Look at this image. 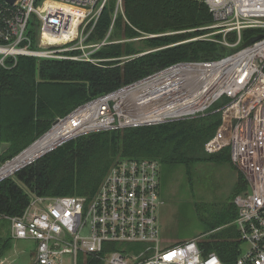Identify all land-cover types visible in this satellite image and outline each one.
I'll return each instance as SVG.
<instances>
[{"label":"built area","instance_id":"built-area-1","mask_svg":"<svg viewBox=\"0 0 264 264\" xmlns=\"http://www.w3.org/2000/svg\"><path fill=\"white\" fill-rule=\"evenodd\" d=\"M110 1L0 0V64L20 55L98 63L95 50L130 40L112 38L123 0H116L105 36L94 38ZM197 1L206 4L213 21L200 27L205 34L190 40L206 39L234 50L217 59L174 62L79 104L4 161L0 181L80 135L193 118L226 97L221 123L204 151L216 154L229 148L232 164L247 182V189L234 198L241 241L234 264H264V34L242 45L246 30L264 31V0ZM32 25L38 30L35 39L29 34ZM34 42L38 49H32ZM25 153L33 157L18 165ZM160 174L157 159H122L92 197L33 195L22 214H0V264H23L17 259L25 254L26 264H83L89 255L104 264H225L216 252L201 246V239L161 242ZM1 220L9 222V235ZM18 239L35 241L36 248L11 253ZM105 243L125 245L103 255Z\"/></svg>","mask_w":264,"mask_h":264},{"label":"trees","instance_id":"trees-1","mask_svg":"<svg viewBox=\"0 0 264 264\" xmlns=\"http://www.w3.org/2000/svg\"><path fill=\"white\" fill-rule=\"evenodd\" d=\"M122 3L124 13H118L115 19L112 38L139 39L101 46L93 53L100 59L98 63L20 55L17 60L7 57L4 65L0 64V147L8 144L1 154L3 162L21 153L51 127L56 117L79 104L174 62L217 59L234 50L206 39L190 40L205 34L207 31L200 27L213 21L203 2L123 0ZM115 4L116 0H111L103 10L94 38H103L107 33ZM29 34L35 39L33 25ZM261 34L263 30H246L242 45ZM32 49H38L35 42ZM75 52L79 51L69 53ZM226 101L223 97L193 118L93 131L71 139L0 181V214H22L33 195L92 197L109 169L122 159H157L161 171L164 167L174 170L184 165L188 174H192L199 161H216L235 168L229 148L216 154L204 151L205 143L221 123L220 108ZM246 189L247 182L238 171L233 202L219 213L217 221L207 223L211 232L200 241L206 251L216 252L225 264H234L240 254L234 198ZM220 227L221 230H216ZM9 245V241L4 244ZM124 245L105 243L102 254ZM84 263L104 264V261L89 255Z\"/></svg>","mask_w":264,"mask_h":264},{"label":"rangeland","instance_id":"rangeland-1","mask_svg":"<svg viewBox=\"0 0 264 264\" xmlns=\"http://www.w3.org/2000/svg\"><path fill=\"white\" fill-rule=\"evenodd\" d=\"M122 9L124 13V8ZM33 28L36 35L38 30L35 26ZM138 39L133 38L128 41ZM1 164L3 160L0 156ZM237 177L238 171L235 168L216 161H199L195 164L192 174L187 173L184 165L174 170H167L164 167L161 171L159 189L163 202L158 209L161 242L175 245L192 238H206L211 232L207 223L217 221L219 213L225 211L233 202L232 192ZM235 206L238 207L237 204ZM1 222L7 225V235H9V222L6 220ZM221 229L222 227L216 230ZM11 247V253L13 250L22 249L31 251L36 248V242L18 239ZM27 262L26 254L20 255L17 259V263ZM84 262L82 261L83 264Z\"/></svg>","mask_w":264,"mask_h":264},{"label":"bare ground","instance_id":"bare-ground-1","mask_svg":"<svg viewBox=\"0 0 264 264\" xmlns=\"http://www.w3.org/2000/svg\"><path fill=\"white\" fill-rule=\"evenodd\" d=\"M33 157V154L32 153H25L24 155H22L18 161V165H23L25 164L27 161H30L31 158Z\"/></svg>","mask_w":264,"mask_h":264},{"label":"water","instance_id":"water-1","mask_svg":"<svg viewBox=\"0 0 264 264\" xmlns=\"http://www.w3.org/2000/svg\"><path fill=\"white\" fill-rule=\"evenodd\" d=\"M9 1L10 3H14L15 0H7ZM262 36L261 35H258V36H255L253 38H251L250 42H253V41H256L257 39L261 38ZM246 45V44H245ZM7 144L4 145V147L6 146Z\"/></svg>","mask_w":264,"mask_h":264},{"label":"crops","instance_id":"crops-1","mask_svg":"<svg viewBox=\"0 0 264 264\" xmlns=\"http://www.w3.org/2000/svg\"><path fill=\"white\" fill-rule=\"evenodd\" d=\"M4 145L5 144H3L1 147H0V149H1V154H2V152L5 150V148L8 146V144L4 147ZM1 154H0V156H1ZM237 170V169H236Z\"/></svg>","mask_w":264,"mask_h":264}]
</instances>
